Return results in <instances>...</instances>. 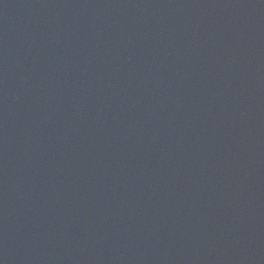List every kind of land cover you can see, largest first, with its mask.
Returning a JSON list of instances; mask_svg holds the SVG:
<instances>
[{
  "label": "water",
  "instance_id": "95a60500",
  "mask_svg": "<svg viewBox=\"0 0 264 264\" xmlns=\"http://www.w3.org/2000/svg\"><path fill=\"white\" fill-rule=\"evenodd\" d=\"M0 264H264V0H0Z\"/></svg>",
  "mask_w": 264,
  "mask_h": 264
}]
</instances>
